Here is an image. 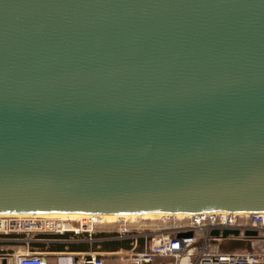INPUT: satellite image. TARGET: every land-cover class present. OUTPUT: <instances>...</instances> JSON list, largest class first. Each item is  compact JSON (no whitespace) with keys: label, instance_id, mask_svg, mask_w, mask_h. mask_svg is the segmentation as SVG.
Returning a JSON list of instances; mask_svg holds the SVG:
<instances>
[{"label":"water","instance_id":"95a60500","mask_svg":"<svg viewBox=\"0 0 264 264\" xmlns=\"http://www.w3.org/2000/svg\"><path fill=\"white\" fill-rule=\"evenodd\" d=\"M199 211H264V0H0V213Z\"/></svg>","mask_w":264,"mask_h":264},{"label":"built area","instance_id":"2783aa9c","mask_svg":"<svg viewBox=\"0 0 264 264\" xmlns=\"http://www.w3.org/2000/svg\"><path fill=\"white\" fill-rule=\"evenodd\" d=\"M183 215L162 213L149 222L139 216L106 222L99 213L81 218L0 213V264H48L47 256L35 248L38 243L91 242L106 235L113 236L111 240H128V247L115 252L119 253L115 264H154L156 258H171L174 264H264V211ZM104 224L113 227L103 229ZM214 230L219 233L212 234ZM223 230L230 232L224 235ZM181 233L190 235L179 237ZM226 241H242L249 248L223 250ZM11 246L21 249L13 251ZM54 262L107 264L106 257L89 250L56 252Z\"/></svg>","mask_w":264,"mask_h":264},{"label":"rangeland","instance_id":"374dc122","mask_svg":"<svg viewBox=\"0 0 264 264\" xmlns=\"http://www.w3.org/2000/svg\"><path fill=\"white\" fill-rule=\"evenodd\" d=\"M156 217L157 216L146 217V218L138 217V218H140L141 220L144 219L145 222H149L150 219H155ZM128 218H130V217H128ZM134 218H136V217H134ZM112 227L113 226L110 225V224H104L103 226H101V228H103V229L104 228L105 229H108V228L111 229ZM96 237H98L97 239H100V240L99 241H91V242L73 243L72 246H79V245L80 246H85V247H88L87 250H89L90 252H96L97 254H100L101 251H100V249L97 246L101 245L104 242L111 241V238H113V236L106 235V236H96ZM101 239H104V240L101 241ZM118 241L125 242V244L127 243V245H129L128 244V240H124V239L122 240L121 239V240H118ZM247 248H249V246L247 244H245V243L241 247H237V249H247ZM62 250H69L70 251V250H73V249H72L70 244H67ZM117 255H119V253H111V254L107 255L106 263L107 264H115L117 262V260L116 261L114 260V256H117ZM161 261H163V262L161 263ZM50 264H54L52 260H50ZM154 264H174V262H173V260L171 258H167V259L156 258Z\"/></svg>","mask_w":264,"mask_h":264},{"label":"bare ground","instance_id":"6f19581e","mask_svg":"<svg viewBox=\"0 0 264 264\" xmlns=\"http://www.w3.org/2000/svg\"><path fill=\"white\" fill-rule=\"evenodd\" d=\"M239 213H248V211H236ZM19 214H30V213H19ZM40 216H58V217H65V218H81L86 216L88 213H83V212H42V213H35ZM162 213L161 212H147V213H115V214H99L100 217L105 220L106 222H111L114 221L118 217H141V218H146V217H152V216H160ZM175 216H184L183 214L186 213H180V212H173L170 213Z\"/></svg>","mask_w":264,"mask_h":264},{"label":"crops","instance_id":"0c3cea01","mask_svg":"<svg viewBox=\"0 0 264 264\" xmlns=\"http://www.w3.org/2000/svg\"><path fill=\"white\" fill-rule=\"evenodd\" d=\"M56 244H64V245H66V243H63V242H49V241H45V242H42V243H38L36 245V247H35L36 249H38L39 251H42L47 256L48 264H50V260H52L53 263L55 264L54 255L56 254V252L64 251V250H53V249L49 248L52 245H56ZM10 249L13 250V251H19L21 248L20 247L18 248V247H15V246H11ZM70 251H78V250H70ZM114 260L115 261L117 260L116 256H114Z\"/></svg>","mask_w":264,"mask_h":264},{"label":"trees","instance_id":"16d2710c","mask_svg":"<svg viewBox=\"0 0 264 264\" xmlns=\"http://www.w3.org/2000/svg\"><path fill=\"white\" fill-rule=\"evenodd\" d=\"M71 245L73 250H87L88 247L85 246H72L73 243H68ZM244 243L242 241H226L222 244V249L223 250H232V249H237V247H241ZM67 245V244H66ZM66 245L64 244H56V245H52L51 247H49L50 249L53 250H62ZM76 245V244H75ZM126 248L128 247L127 243L122 245V246H117V248ZM86 248V249H85Z\"/></svg>","mask_w":264,"mask_h":264},{"label":"flooded vegetation","instance_id":"af4514ba","mask_svg":"<svg viewBox=\"0 0 264 264\" xmlns=\"http://www.w3.org/2000/svg\"><path fill=\"white\" fill-rule=\"evenodd\" d=\"M125 242L122 241H118V240H111L109 242H104L101 245H98L97 247L100 249V255H103L104 257H107V255L111 254V253H115L117 252L119 249L116 247L117 246H122L124 245Z\"/></svg>","mask_w":264,"mask_h":264}]
</instances>
